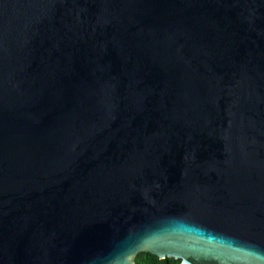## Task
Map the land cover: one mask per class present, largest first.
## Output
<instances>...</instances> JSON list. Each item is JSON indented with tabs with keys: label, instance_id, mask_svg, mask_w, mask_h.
Here are the masks:
<instances>
[{
	"label": "water",
	"instance_id": "95a60500",
	"mask_svg": "<svg viewBox=\"0 0 264 264\" xmlns=\"http://www.w3.org/2000/svg\"><path fill=\"white\" fill-rule=\"evenodd\" d=\"M264 264V0H0V264Z\"/></svg>",
	"mask_w": 264,
	"mask_h": 264
},
{
	"label": "rangeland",
	"instance_id": "374dc122",
	"mask_svg": "<svg viewBox=\"0 0 264 264\" xmlns=\"http://www.w3.org/2000/svg\"><path fill=\"white\" fill-rule=\"evenodd\" d=\"M136 256H138L141 260H146V261H149L151 263L156 260L155 257L149 256V255L144 254V253H138ZM166 260H167V264H179V262L176 260H172V259H166Z\"/></svg>",
	"mask_w": 264,
	"mask_h": 264
},
{
	"label": "trees",
	"instance_id": "16d2710c",
	"mask_svg": "<svg viewBox=\"0 0 264 264\" xmlns=\"http://www.w3.org/2000/svg\"><path fill=\"white\" fill-rule=\"evenodd\" d=\"M144 254H146V253H144ZM147 255H149V254H147ZM149 256H152V255H149ZM155 259L156 260L151 263V262L146 261V260H141L138 256H136L134 262H135V264H167L166 259L158 260L156 257H155Z\"/></svg>",
	"mask_w": 264,
	"mask_h": 264
}]
</instances>
